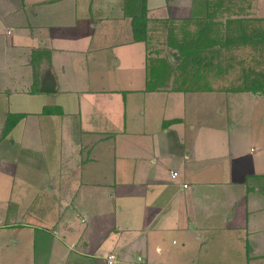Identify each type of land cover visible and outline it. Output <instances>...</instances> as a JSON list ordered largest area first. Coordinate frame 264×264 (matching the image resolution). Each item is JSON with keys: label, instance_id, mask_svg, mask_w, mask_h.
<instances>
[{"label": "crops", "instance_id": "1", "mask_svg": "<svg viewBox=\"0 0 264 264\" xmlns=\"http://www.w3.org/2000/svg\"><path fill=\"white\" fill-rule=\"evenodd\" d=\"M221 1L146 0L138 39L141 0H0V264H264V140L244 156L196 107L234 91L146 84L158 22ZM225 169L242 206L207 199Z\"/></svg>", "mask_w": 264, "mask_h": 264}, {"label": "rangeland", "instance_id": "2", "mask_svg": "<svg viewBox=\"0 0 264 264\" xmlns=\"http://www.w3.org/2000/svg\"><path fill=\"white\" fill-rule=\"evenodd\" d=\"M230 1L222 0L220 3L209 4L206 11L204 9L197 11V15L192 17L194 19H190L191 21H186V17H169L158 22L162 27L159 26L157 33L152 36L150 62H159L160 59H163V62L167 63L160 77H157L158 80H162L160 85L186 87V89L203 87L199 89L227 90L238 86L245 72L252 71L251 73L254 75L253 71H264V19H262L263 17H229L233 13L244 11V8H236L235 4L232 8ZM257 2L260 10L264 11V0ZM205 25H208L207 29ZM199 28H204L199 36L206 38L210 36L212 43L205 47L213 52L211 57L208 56L210 59L199 60V62L210 60L213 64L209 69L202 68L200 72L194 74L190 73V70L197 64L189 62L192 66L186 67V55L184 54H186V36L194 34L195 30ZM231 35V38H226ZM209 53L210 51H208V55H210ZM263 79L264 77L261 78V80ZM209 85L212 88H209ZM230 91L234 92L227 96L224 104L221 103L222 100L219 96L214 97L208 93L196 107L208 109L212 117L228 126L227 130L229 131L225 138H230L233 144L237 140L238 146H241L239 147L241 154L248 157L257 156L260 153L257 149L264 140V94L253 93L251 90ZM192 106L194 107V104ZM215 108L217 111H213ZM220 109H222L221 112H219ZM250 146H253L256 151H251ZM13 168L16 169V174L19 177L24 175L23 156L20 157L18 164L14 161ZM229 174V169L222 170L219 177L223 182L215 186H205L207 199L215 194L218 198L217 203H223L225 200H229V193H232V190L234 193L238 190L239 206H242L241 204H245V198L240 194V184L232 182ZM18 183L17 181L16 194H14L16 196L19 190ZM22 187L24 189L23 184ZM20 198L24 200V195ZM16 207L17 205H13L12 209L15 210ZM223 209L221 204L220 212ZM216 217L218 218V211ZM19 219H24V216ZM233 220H239L238 213ZM234 261L237 259L226 260L225 263Z\"/></svg>", "mask_w": 264, "mask_h": 264}, {"label": "trees", "instance_id": "3", "mask_svg": "<svg viewBox=\"0 0 264 264\" xmlns=\"http://www.w3.org/2000/svg\"><path fill=\"white\" fill-rule=\"evenodd\" d=\"M262 19H264V17ZM146 22H147L146 0H141V8L139 14L132 15V27L135 38L138 39L147 38L148 34L146 30ZM205 27L207 29L208 25H205ZM203 29L204 28H199L198 30H195L194 34H190L189 36H186V54H184L186 55V67L192 66V64H189V62H195L197 65L193 66V69L190 70V73H194V74L200 72L202 68L209 69L210 67H212L213 64V62H210V60H207L205 62H199V60H204L207 58L210 59L208 56L211 57V54H213V52H211L212 50H208V48L205 47V45L212 43V41H210V36L208 38L204 36H199ZM231 37L232 35L226 38H231ZM203 39H206L207 41H204ZM208 51H210L209 53L210 55H208ZM165 65L167 66V63L163 62V59H160L159 62H150L149 59L148 76L146 80V84L148 88L154 87L155 85H160V83H162V80L161 81L158 80L157 77L158 78L160 77L161 73L164 71V68L166 67ZM251 72L250 71L245 72L241 80V83L238 84V86H235L233 89H227V90H253V91H261L264 93V79L261 80V78L264 77V71L263 72L253 71L254 75H252ZM197 88L199 89L203 87H197ZM209 88L212 87L210 86ZM23 115L24 113L22 112L9 113L5 120V126L3 128V132L8 131Z\"/></svg>", "mask_w": 264, "mask_h": 264}, {"label": "built area", "instance_id": "4", "mask_svg": "<svg viewBox=\"0 0 264 264\" xmlns=\"http://www.w3.org/2000/svg\"><path fill=\"white\" fill-rule=\"evenodd\" d=\"M107 259H108V264H113L115 262V258L113 254H108Z\"/></svg>", "mask_w": 264, "mask_h": 264}]
</instances>
